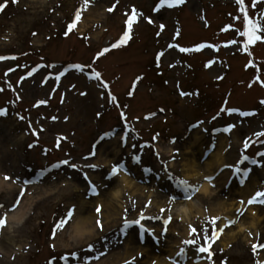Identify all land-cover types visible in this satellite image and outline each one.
Here are the masks:
<instances>
[{"label":"rangeland","instance_id":"374dc122","mask_svg":"<svg viewBox=\"0 0 264 264\" xmlns=\"http://www.w3.org/2000/svg\"><path fill=\"white\" fill-rule=\"evenodd\" d=\"M157 1L164 0H0V182L6 181L0 189V264H105L126 251L118 264H264V202L251 204L264 197V156L254 147L264 137V64L261 80L244 69L245 62L259 63L256 54L264 62V35L253 42L254 54L229 57V72L219 64L209 71L205 41L231 40L220 31L231 0H187V7L177 0L178 9H162L154 26L144 25ZM237 5L226 26L242 33L246 26L264 29L263 20L245 14L263 12L264 4ZM135 12L143 23L126 30ZM176 23L179 45L192 44L182 62L173 42L155 37L168 26L164 33L171 39ZM123 34L134 36L131 44L93 62ZM216 48L220 62L226 45ZM224 106L241 113L226 116ZM192 124L200 125L188 128ZM211 152L222 154L224 164L208 173ZM192 159L200 173L194 182L185 173ZM116 166L136 186L123 195L115 219L106 221L97 199L111 201L108 192L119 183ZM235 167L249 175L244 186L229 170ZM228 173L232 179L220 181ZM210 175L218 180L217 191L210 187L215 202L201 194ZM166 183L176 196L180 188L188 190L201 206L183 214L188 201L171 202L165 192L159 196L166 204L158 202L154 193ZM247 187L252 192L245 198ZM24 204V221L11 222ZM80 207L87 218L99 216L96 234L82 242L73 227ZM253 209L263 218L256 230Z\"/></svg>","mask_w":264,"mask_h":264},{"label":"bare ground","instance_id":"6f19581e","mask_svg":"<svg viewBox=\"0 0 264 264\" xmlns=\"http://www.w3.org/2000/svg\"><path fill=\"white\" fill-rule=\"evenodd\" d=\"M217 164V167H220L221 165L224 164V157L222 156V154H217L214 153L213 155L210 156L208 163H206L205 165V169L209 170L208 173H211L210 171L212 170L213 167H215ZM185 173L187 175V177L193 181L196 179V177L198 178L200 176V173L198 172V168L199 165L197 164V162L195 160H189L187 161V163L185 164ZM118 177L117 178L119 180V183L115 186V188H112L108 193H109V198L111 201L107 202V200L98 198V206H100V204L104 203V215L103 218L106 221H111L114 220L115 217L118 215V204L123 203L122 202V198L123 195L125 194L126 191H132V189H134V187L136 186L135 180H132L125 172L123 171H119L118 172ZM208 177V176H207ZM228 178H230L228 175H226L224 177V180H228ZM6 181L2 180V182H0V189L3 188V185L5 184ZM8 187H11L12 185L7 184ZM98 191V190H96ZM217 191V190H216ZM216 191H213L210 189V185L209 184H205L202 186L201 188V194L203 195H210V198L208 199L211 202H215L212 199V195H214V192L216 193ZM251 190L247 189L242 192L244 194V196L246 195L245 198H247L249 196V194H251ZM100 196V193H97ZM156 194V193H154ZM156 197L158 198V202L164 204V200L161 199V197L159 195H156ZM217 201V200H216ZM201 199L199 198L197 201H195L194 203H187L184 206H187V208H182V213L183 214H188L189 210L190 211H194L198 206H201ZM27 204H24L21 209L19 210V212L10 215L9 216V220L11 222H17L18 224L22 223L25 219V216L27 215V210L28 208L26 207ZM161 205V204H159ZM226 207L225 203L220 202L218 204V208L220 210H223ZM197 210V209H196ZM254 211V212H253ZM252 213V218H251V225L254 228V230L257 229L258 225H260V222H262L263 218H259L257 216V209H253ZM200 212V211H199ZM99 220V216L98 215H93L92 218H87L84 216V208L80 207L79 211L77 212V214L74 216L73 218V227H74V233H75V237L77 239H79V242H82L84 239H90L93 235L96 234V224ZM114 224V222H112ZM113 224L111 225L110 223H107L106 226L108 228H110L109 230H112L115 228V226H113ZM112 226V227H111ZM241 231H243V229L240 228ZM187 233V232H186ZM188 234V233H187ZM128 255V251H126L123 255V257H117V258H113L111 260V262H107L105 264H118V262H120L121 260L126 259V256ZM125 257V258H124ZM104 264V263H101ZM159 264H166V263H160Z\"/></svg>","mask_w":264,"mask_h":264}]
</instances>
